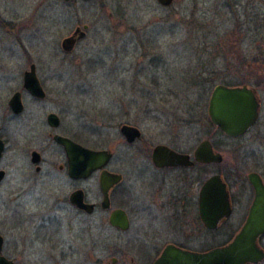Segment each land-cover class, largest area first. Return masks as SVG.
<instances>
[{"label": "flooded vegetation", "instance_id": "flooded-vegetation-1", "mask_svg": "<svg viewBox=\"0 0 264 264\" xmlns=\"http://www.w3.org/2000/svg\"><path fill=\"white\" fill-rule=\"evenodd\" d=\"M61 2L75 9L79 4L97 0ZM77 22L73 34L65 38L76 34L72 49L64 51L67 55L87 36L90 28L87 24L79 28L82 22ZM79 32H83L81 37ZM256 61V69L260 71V58ZM27 67L20 72L21 86L0 108V141L4 145L1 157L14 135L12 122L22 121L28 143L35 144L29 152L30 165L14 169L16 182L6 193L3 188L10 176L0 169L3 172L0 195L6 196L0 203L1 258L11 264H156L163 254L203 255L224 248L243 231L254 199L248 177L256 174L264 184V166L255 157H241L237 167L229 169L228 163L224 164L225 155L211 140L212 129L229 137L209 117L163 119L159 117L163 116L161 112L156 118H149L147 106L137 108L134 114L113 111L109 118H104L106 124L97 131L91 130L98 134L106 130L109 144L90 148L82 143L90 130L64 125L66 94L89 89L85 79L66 82L65 88L47 87L39 79L36 65L30 63ZM31 68L42 97L31 95L23 86L24 76ZM16 94L21 107L18 113L10 104ZM261 111L254 126L238 138L257 126ZM5 120L7 123H1ZM174 122L186 127L202 122L205 127L203 131L193 130L181 140ZM149 125L157 127V141L149 137ZM56 137L91 151L106 152L108 161L94 169L71 167ZM203 142H208L221 156L219 163L195 159L196 150ZM157 148L164 151L156 152ZM173 155L185 157L183 164H172ZM156 156L159 164L155 162ZM214 175L225 183L231 206V213L215 226L214 216L201 210L202 187ZM231 180L240 186L236 201L231 193ZM8 235L14 236L13 242H7ZM256 244L264 252V234L257 237ZM10 251L16 255L14 258L7 256ZM101 252L105 254L102 259ZM258 264H264V260Z\"/></svg>", "mask_w": 264, "mask_h": 264}, {"label": "rangeland", "instance_id": "rangeland-1", "mask_svg": "<svg viewBox=\"0 0 264 264\" xmlns=\"http://www.w3.org/2000/svg\"><path fill=\"white\" fill-rule=\"evenodd\" d=\"M29 1L0 0V108L21 86L20 72L30 63L47 87L65 88L66 82L84 78L89 89L66 94L64 125L90 130L82 143L95 148L107 146L109 135L104 129L101 134L91 130L106 124L104 118L113 111L134 114L147 106L149 118L162 112L163 119L204 120L215 86L259 87L262 111L257 126L238 139L213 128L211 140L229 169L237 167L241 157H255L264 166V0H173L168 8L156 0H97L75 9L61 0ZM78 20L79 28H90L67 55L61 44ZM21 122H12L13 138L0 158V169L10 176L5 193L16 182L14 169L30 165L29 152L35 146L28 143ZM174 124L181 140L205 127L202 122ZM147 131L157 141V127L149 125ZM239 188L231 180L235 201ZM5 198L1 193L0 203ZM237 210L235 203V214ZM6 239L13 242L14 236ZM7 256L16 255L10 251Z\"/></svg>", "mask_w": 264, "mask_h": 264}, {"label": "water", "instance_id": "water-1", "mask_svg": "<svg viewBox=\"0 0 264 264\" xmlns=\"http://www.w3.org/2000/svg\"><path fill=\"white\" fill-rule=\"evenodd\" d=\"M68 1V0H65ZM157 3L168 8L173 0H156ZM87 26H84V30ZM80 37L83 32H79ZM63 40L61 46L64 51H70L75 43V37ZM24 88L33 96L42 97L43 93L38 80L31 68L24 76ZM19 95H15L10 104L15 113L21 111ZM261 110V99L255 89L243 85L227 87L217 85L213 88L209 100L207 113L211 123L229 138H238L249 131L256 123ZM57 142L64 148L71 167H86L94 169L102 167L108 161L106 152H96L78 146L67 139L56 137ZM4 149L0 141V157ZM164 151L157 148L156 152ZM195 159L201 162L219 163L221 156L215 153L208 142L201 143L196 150ZM32 156H36L35 153ZM172 164H183L185 157L173 155ZM156 164L158 156L155 157ZM87 171L85 175L88 173ZM3 172H0V181ZM249 183L254 190V199L249 210L248 220L243 231L233 242L221 249H215L208 254H163L156 264H258L264 260V252L258 248L256 239L264 234V184L256 174H250ZM103 187V186H102ZM106 186H104L105 188ZM201 210L203 214L214 216L212 225L215 226L221 218L231 213L229 193L221 178L214 175L201 190ZM0 238V248H1ZM0 264H11L0 257Z\"/></svg>", "mask_w": 264, "mask_h": 264}, {"label": "trees", "instance_id": "trees-1", "mask_svg": "<svg viewBox=\"0 0 264 264\" xmlns=\"http://www.w3.org/2000/svg\"><path fill=\"white\" fill-rule=\"evenodd\" d=\"M263 50V48H261Z\"/></svg>", "mask_w": 264, "mask_h": 264}]
</instances>
